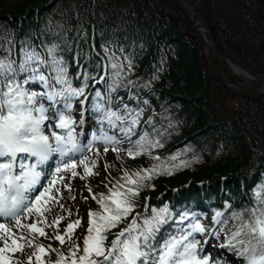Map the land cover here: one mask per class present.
I'll return each mask as SVG.
<instances>
[{
    "label": "trees",
    "instance_id": "1",
    "mask_svg": "<svg viewBox=\"0 0 264 264\" xmlns=\"http://www.w3.org/2000/svg\"><path fill=\"white\" fill-rule=\"evenodd\" d=\"M230 5L233 9L227 11ZM198 8L218 51L264 74V25L249 8L226 0H200ZM201 34L177 0H0V57L10 51L19 59L24 47L44 52L46 47L58 44L72 85H81L76 79L78 70L87 69L95 79L87 81L85 92L99 89L102 94L101 86L91 89L90 84L97 80L109 57L114 54L124 64L125 57H130L132 68H125L124 83L132 81L134 86H121L113 93L114 100L120 97L113 107L125 103L142 106L143 121L152 117L154 126L165 133L163 147L152 155L164 161L178 156V160L168 161L177 165L189 162L171 175L154 177L151 186L141 190L133 216H150L152 208L166 207L170 219L162 226L160 236H167L175 231L179 217L187 213L208 229L195 236L199 247L204 246L201 253L210 256V264H241L237 253L226 247L232 221L223 227L214 222V217L217 211L227 217L234 210L252 206L255 188L264 184V95L251 90V86L242 87L244 78L229 69L223 67L221 71V64L227 63L211 52L205 54ZM130 92L135 99H129ZM93 95L88 110L95 118L91 111ZM144 100L147 105L142 104ZM99 147L103 151L104 145L99 143ZM107 159V170L113 175L109 181L113 182L124 170L147 169L155 163L150 156L130 159L123 151L119 159L113 151ZM97 167L98 162L93 171ZM100 171L85 180L77 176L66 182L71 181V186L85 193L87 184L104 192L105 183L98 180L105 176V169L100 167ZM77 172L83 174L79 168ZM68 200L63 192L60 203L64 212L57 215L61 208L56 204L46 214L47 220L64 217L59 226L63 234L68 223L80 219L74 239L82 243L88 219H83V212ZM85 202L98 208L87 195ZM131 219L129 216L112 232L120 231ZM188 224L185 220L184 226ZM46 232L50 237L55 235L53 228H46ZM113 238L109 234V241ZM45 241L60 248L54 238L38 240L41 244ZM60 250L66 253L67 245Z\"/></svg>",
    "mask_w": 264,
    "mask_h": 264
},
{
    "label": "snow or ice",
    "instance_id": "2",
    "mask_svg": "<svg viewBox=\"0 0 264 264\" xmlns=\"http://www.w3.org/2000/svg\"><path fill=\"white\" fill-rule=\"evenodd\" d=\"M59 52V45L52 44L44 52L24 47L19 59L13 58L10 51L0 57V218L6 221L0 222V264H22L17 254L26 257L23 264H210V256L200 254V241L195 236L208 229L195 217L182 214L175 231L160 236L162 226L170 219L166 207L152 208L150 216H133L141 190L150 187L154 177L171 175L189 162L177 165L168 161L174 162L178 156L164 161L152 155L155 149L163 147L161 138L165 133L154 126L152 117L143 121L142 106L130 107L125 103L113 107L120 97L114 100L112 94L121 86H134L132 81L124 83L125 68H132L131 59L125 57L124 64L113 54L105 66V75L95 81L106 89L104 94L95 90L91 101L99 132H92L91 139L82 144L71 113L80 97H85L81 106L88 100L87 81L95 77L87 69L78 70L76 79L82 83L73 87L68 65ZM135 98L130 92L129 99ZM142 104L147 105L148 101ZM83 116L81 111V126ZM96 143L104 145L105 154L109 150L115 152L117 159L123 151L130 159L150 156L155 163L147 169L124 170L114 182L109 181L111 186L105 185L107 193L97 196L88 189L98 208L89 211L88 227L80 243L74 239L75 230L82 223L80 219L68 223L61 234L59 226L64 217L57 216L49 222L46 214L56 204L63 211L60 186L68 192L72 190L66 180L77 176L85 180L97 174L93 171L96 160L87 155ZM125 144L127 147H122ZM93 155L99 156V150ZM53 156L58 157L54 171L49 170L46 175L44 166ZM108 167L105 165V170ZM77 168H82L83 174ZM129 216L131 221L113 233ZM185 220H189L187 226ZM229 221L232 224L227 229L226 247L237 253L241 264H264V184L255 188L252 206L234 210L227 217L216 212V224L226 227ZM46 228L54 229V237L48 235ZM109 234L114 237L110 241ZM39 238H54L60 248L67 245V252L41 244Z\"/></svg>",
    "mask_w": 264,
    "mask_h": 264
},
{
    "label": "rangeland",
    "instance_id": "3",
    "mask_svg": "<svg viewBox=\"0 0 264 264\" xmlns=\"http://www.w3.org/2000/svg\"><path fill=\"white\" fill-rule=\"evenodd\" d=\"M263 1V0H262ZM192 2L196 5V6H198V4H200V0H192ZM264 2V1H263ZM257 4V3H256ZM202 33V34H201ZM198 34H201V36L202 37H204V41H205V44H209V41H208V39H209V37L207 36V35H205L201 30H199L198 29ZM190 38H192V39H194L195 38V35H191L190 36ZM208 38V39H207ZM203 39V38H202ZM204 52H205V54L208 56L209 54H210V52L208 51V49L206 48L205 50H204ZM223 67L225 68V69H229L230 70V72L231 73H233V74H235V75H237L236 73H234L233 71H232V69L228 66V64H221V66H220V70L222 71L223 70ZM238 76V75H237ZM240 77V76H239ZM244 78V79H243ZM242 79H243V81L240 83V85L243 87V86H251L250 87V89L251 90H253V91H255V92H257V93H260V94H263L260 90H258V87L255 85V84H253L251 81H249L247 78H245V77H242ZM231 85V84H230ZM232 87H234L235 89H240V86H235V85H231ZM264 95V94H263ZM85 99V97L83 98V100ZM76 102V101H75ZM74 102V103H75ZM87 102L90 104V100L88 101L87 100ZM87 119L88 118H86V120H85V122H84V124L82 125V128L80 129V131H84V128H86V127H89V126H92V127H95V121H94V119H92V120H90V121H87ZM79 131V130H78ZM81 134V133H80ZM86 134V132H83V135H85ZM82 139L83 140V137H82V134H81V136H79V139ZM95 150L97 151V150H100V147L99 146H97V148L95 147L94 149H93V152H95ZM93 152H88L87 153V155L90 157V158H92V159H95V160H97L96 162H98V167L94 170V172H96V173H98V174H101V171H100V167H102V169H103V171H104V169H105V165H106V163H109L108 162V159H107V157H108V154H110V152L111 151H108L107 152V154H105L102 150L101 151H99V153H100V155L99 156H94L93 155ZM110 168V167H109ZM81 171H82V173H83V169L82 168H79ZM113 175L110 173V170L108 169V170H105V176L104 177H102V178H100L99 180H98V182L100 183V182H102V184H104L105 183V185L106 184H109V179L112 177ZM112 180V179H111ZM66 183H68V184H70L71 185V181H69V182H66ZM109 186H111L110 184H109ZM91 189V192H92V194H95V195H99L100 193H107V188L104 186V188H105V191L104 192H98V190H95L92 186H90L89 184H87L86 186H85V190H86V193L85 192H83L78 186H71V192H68V191H63L64 192V196L67 198V199H69L68 201H69V203H71L75 208H76V210H81L82 212H83V214H82V218L83 219H88V213H89V211L90 210H95L94 208H91L89 205L87 206V202H85V196L87 195V197L96 205V206H98L97 204H96V202L91 198V195H90V193H89V191H88V189ZM98 192V193H97ZM201 194H203L202 192H200L199 193V195H201ZM202 196V195H201ZM72 197H75V199H72ZM64 212V208H63V211L61 210V209H59L56 213H57V215H60V214H62ZM30 222V221H29ZM72 222H74V221H72ZM72 222H70V223H72ZM87 229V228H86ZM85 234L86 233H84L83 234V238H84V236H85ZM43 244L44 245H51L53 248H55V245L54 244H52V243H50L49 241H45V242H43ZM28 252H31V249H26ZM55 255V254H54ZM20 260H21V262H22V264H23V262L24 261H26V257L25 256H23V255H20L19 257H18ZM210 263H211V261H210Z\"/></svg>",
    "mask_w": 264,
    "mask_h": 264
},
{
    "label": "water",
    "instance_id": "4",
    "mask_svg": "<svg viewBox=\"0 0 264 264\" xmlns=\"http://www.w3.org/2000/svg\"><path fill=\"white\" fill-rule=\"evenodd\" d=\"M177 2L180 8L188 15L191 22L203 33L209 35V44H206V48L208 49V51L225 61L228 66L232 69V71L238 76L245 77L253 84H255L258 87V90H260L264 94V74L253 72L219 52L214 40L212 39L211 32L206 23V20L201 15L198 8L192 3L191 0H177ZM174 17L175 15L171 14V18Z\"/></svg>",
    "mask_w": 264,
    "mask_h": 264
},
{
    "label": "flooded vegetation",
    "instance_id": "5",
    "mask_svg": "<svg viewBox=\"0 0 264 264\" xmlns=\"http://www.w3.org/2000/svg\"><path fill=\"white\" fill-rule=\"evenodd\" d=\"M226 1L229 2L233 1L234 3L237 2L240 6L243 7L247 6L249 10L255 15V18L259 20L262 23V25H264V2H263L264 0L263 1L262 0H226ZM196 7L198 8V6ZM226 9L227 11H231L233 9V5L227 6Z\"/></svg>",
    "mask_w": 264,
    "mask_h": 264
},
{
    "label": "bare ground",
    "instance_id": "6",
    "mask_svg": "<svg viewBox=\"0 0 264 264\" xmlns=\"http://www.w3.org/2000/svg\"><path fill=\"white\" fill-rule=\"evenodd\" d=\"M127 57L130 58L128 55H127ZM126 63H127V62H126ZM97 85L101 86V84H97ZM33 86H37V85H33ZM33 86H32V87H33ZM78 86H79V85H78ZM73 87H74V86H73ZM92 93H93V92H91V91H87V92H85V94H87L88 96H91V95L94 94V93H93V94H92ZM104 93H105V91H104ZM72 113H73V112H72ZM72 113H71V114H72ZM95 129H96V130H99V125H98L97 123H96V125H95ZM57 131H59V130H57Z\"/></svg>",
    "mask_w": 264,
    "mask_h": 264
}]
</instances>
